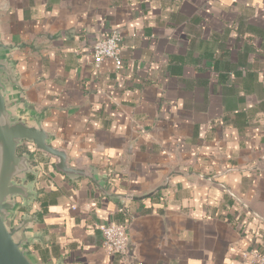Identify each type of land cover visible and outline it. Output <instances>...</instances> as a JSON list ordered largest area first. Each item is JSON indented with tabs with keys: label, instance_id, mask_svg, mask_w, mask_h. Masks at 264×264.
Masks as SVG:
<instances>
[{
	"label": "crops",
	"instance_id": "1",
	"mask_svg": "<svg viewBox=\"0 0 264 264\" xmlns=\"http://www.w3.org/2000/svg\"><path fill=\"white\" fill-rule=\"evenodd\" d=\"M113 30L122 66L96 67L91 45ZM0 40L12 107L92 174L28 153L35 196L13 220L35 217L36 264H249L264 234V0H0ZM111 223L128 226L123 257L101 248Z\"/></svg>",
	"mask_w": 264,
	"mask_h": 264
},
{
	"label": "water",
	"instance_id": "2",
	"mask_svg": "<svg viewBox=\"0 0 264 264\" xmlns=\"http://www.w3.org/2000/svg\"><path fill=\"white\" fill-rule=\"evenodd\" d=\"M9 50L10 45L0 40V264H36L26 247L37 239L27 231L35 217L22 214L13 220L35 196L33 182L27 181V175L35 173L29 154L19 152L23 141L54 157L56 170L70 178H92V174L87 168L71 166L66 152L50 144L51 133L37 121L28 124L12 107L11 94L21 95L22 89Z\"/></svg>",
	"mask_w": 264,
	"mask_h": 264
},
{
	"label": "built area",
	"instance_id": "3",
	"mask_svg": "<svg viewBox=\"0 0 264 264\" xmlns=\"http://www.w3.org/2000/svg\"><path fill=\"white\" fill-rule=\"evenodd\" d=\"M122 37L118 30H113L106 37L94 41L91 45V55L95 66H99L104 58L114 60L116 69L121 68L120 45ZM22 152L33 153L36 151L33 143L23 141L20 147ZM127 224L111 223L98 226L102 243L101 248L107 255H118L123 257L126 254L128 245ZM242 259L249 264H264V252L251 248L242 252Z\"/></svg>",
	"mask_w": 264,
	"mask_h": 264
},
{
	"label": "trees",
	"instance_id": "4",
	"mask_svg": "<svg viewBox=\"0 0 264 264\" xmlns=\"http://www.w3.org/2000/svg\"><path fill=\"white\" fill-rule=\"evenodd\" d=\"M240 223L243 224L242 227L245 226V223L243 222V217L240 219ZM263 235L264 234L262 233L260 234L255 233L252 239L254 247L261 252H264V240H263L264 236Z\"/></svg>",
	"mask_w": 264,
	"mask_h": 264
}]
</instances>
